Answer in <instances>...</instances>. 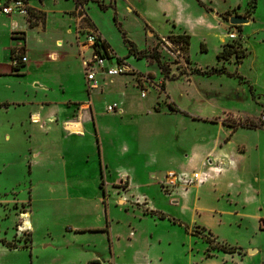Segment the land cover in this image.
I'll use <instances>...</instances> for the list:
<instances>
[{
  "label": "rangeland",
  "instance_id": "obj_1",
  "mask_svg": "<svg viewBox=\"0 0 264 264\" xmlns=\"http://www.w3.org/2000/svg\"><path fill=\"white\" fill-rule=\"evenodd\" d=\"M59 1L44 0L43 5L46 9H64L72 2ZM175 1L87 0L82 4L84 15L113 55L104 59V65H116V57L125 65L124 73L109 76L104 81L99 78L105 73L96 72L103 88L91 90L93 108L100 113L97 121H104L108 115L119 111L117 101L120 100L133 108V116L142 118L139 126L142 149L146 148L151 136H154L151 140L156 142L160 153L172 150L180 160H185L182 150L188 151L189 145L198 142L203 147L210 146L215 137L222 141L229 139L225 145L227 149L238 146L236 174L245 181L254 179L252 198L244 202L246 215L234 217L223 213L219 224L214 225L209 211L201 210L202 207H218L225 211L233 208L228 204L232 205L233 201L220 197L219 189L213 191L212 186L201 188L198 213L205 223L212 224L210 232L215 240L236 247L239 252L226 256L221 252L207 258L204 255L206 244L200 237H192V250L189 251L184 249L186 243L181 246L178 241L183 226L159 222L157 231L170 239L169 248H165L166 252L163 251L160 257L163 264H188L190 261L191 264H264V227L261 226L264 219V0H178L181 6L174 4ZM84 15L76 12L73 54L65 41L68 36L63 32L57 12H47L45 30L34 27L36 23L43 24L44 18L31 13L26 19L28 25H32L26 30V44L28 52L32 51L29 60L34 68L22 75L1 74L0 99L27 101L44 98L46 93L51 100L65 96L74 98L80 94L86 98L77 46H84L85 35L94 29ZM230 15H240L248 21L231 25L228 23ZM10 17L0 13L1 72L7 67L8 47L14 40L8 32ZM23 21L25 19L20 17L19 25ZM229 31L235 33L234 39H228ZM179 32L189 35L187 49L165 36ZM16 33L19 35L14 37L20 45L18 49L14 46L11 53L16 49L22 53L24 33ZM57 37L62 40L59 47L54 44ZM124 39L137 51L152 52L158 60L136 58L128 53ZM223 47L243 56L236 58L231 54L217 58V52ZM50 50L68 52H59L60 56L50 61ZM84 55L90 59L91 49L88 48ZM42 84L52 90L43 91L39 88ZM61 89H64L62 94ZM140 90H144L145 95L141 96ZM106 105L115 108L105 115ZM148 105L151 109L146 111ZM169 106L178 110L175 112ZM23 111L22 108H11L5 112L0 108V239L16 245V248H8L0 243V264H80L84 257L100 250L104 256L109 255L107 237L75 231L78 225L103 224L106 200L112 210L118 209L112 200H120V196L129 193L121 187L115 192L113 187L104 185L110 175L103 167L102 159L99 160L91 121L85 126L84 135L75 139H63L58 127L54 126L51 132L44 133L37 124L35 135L28 139L27 133L23 132L27 125ZM239 121H253L259 126H231ZM6 130L14 138L3 139ZM106 134L101 129L100 135L98 133L102 145L108 142ZM64 145L70 149L72 157H62L60 146L64 148ZM29 148L31 153L27 154ZM21 150L24 155L20 154ZM105 152L111 166L136 165L133 158L121 163L112 157L113 154L109 155V150ZM205 162L211 161L206 159ZM177 165L168 166L160 160L156 167L160 172L181 170ZM146 166L149 167V163ZM192 170L196 169H187ZM143 192L153 200L155 204L151 203L155 207L176 210L168 205L172 196H163L159 186L152 184ZM12 196L14 201L5 200ZM193 199L194 190H191L190 207ZM124 207L132 209L133 206ZM20 210L28 212L25 217L19 216ZM24 218L30 223L27 231L18 227ZM165 238H161V247L165 246ZM24 244L28 246L21 247ZM120 259L117 255L116 264H120Z\"/></svg>",
  "mask_w": 264,
  "mask_h": 264
},
{
  "label": "crops",
  "instance_id": "obj_2",
  "mask_svg": "<svg viewBox=\"0 0 264 264\" xmlns=\"http://www.w3.org/2000/svg\"><path fill=\"white\" fill-rule=\"evenodd\" d=\"M6 1L8 0H1L0 5H2ZM54 1L57 2L59 0H53V2ZM135 1L138 2L139 0ZM43 2L44 0H28L29 8H32L31 13H33V16H40V18H44L43 24L36 23L34 27H39L41 30H45L48 22L47 12H57L59 18L62 20L63 32L68 36V39L66 38L65 41L67 45L72 48L71 50L74 54V24L77 25L76 23L78 21V19L76 18L77 10L75 9L74 0H72L71 5L68 6V8L64 9H46L43 5ZM177 2L175 1L173 3L180 6L182 5L180 1L177 0ZM53 5H57V3ZM0 13L2 12L0 11ZM82 14L84 15V12H82ZM2 15L6 16L7 14L2 13ZM7 16H11L9 20L8 32L10 38L14 40L12 43L10 42L8 47L9 60L7 61V67L3 72L0 71V75H16L12 70V66L14 65V61H19V57L21 56H25L26 60L21 62L19 61L17 75L29 73L31 69L34 68V66L33 63H30L29 60V53H31L32 51L28 52L26 44V30L27 27H30L26 22L27 18L25 16H21L18 13H11ZM20 17L25 19V21H23V24L21 25H19L18 22ZM172 21L174 22L175 20L173 19ZM92 28L94 30H92L91 32H94L95 34H98L101 38H103L94 26ZM16 32L24 33L22 53L17 50L20 44H17L18 38L14 37L15 35H19V33ZM158 37L162 38V35ZM57 42H59V46H61V38H55V46H57ZM14 46H16L17 49L13 51V53H11V50ZM88 48L89 47L87 43L84 46H77L78 56L81 57V61L88 59V57L84 55L85 51H87ZM59 52H61V54H64L68 51L50 50L48 53V59L50 61L55 60L58 56H60ZM12 58L14 60H12ZM108 77V75H103L99 79L104 81L105 79H108ZM84 84L87 91L86 98L83 97L82 94H80L79 96L74 95V98L65 96L51 100V98L48 97L46 93L44 94V98H37L32 100L29 99L27 101L0 99V103H5V105L0 106L1 109L5 110V112L6 110H9L11 108H22L24 110L23 118L24 120H26L27 125L25 126L23 132L27 133L26 136L28 137V139H30L32 135H35L36 124L37 127L40 128L44 133L51 132L54 127H58L63 139L73 137L75 139V137L84 135L85 126L88 124V122L91 121L94 130V136L96 138V147L99 153V160L102 159L104 163L103 167L105 168V170H108L107 174L110 175L104 185L113 187L115 192L119 187L123 188L125 192L129 191L128 194L124 193L122 196H120V200H112L113 205L118 206V209L117 207H115V209L112 210L109 207V205L111 206V204L108 200H106L107 208L106 210H103L106 211L103 216V224H84L76 226V233L100 234L104 237H107L109 241V255L104 256L103 251L100 250L98 252H95V254L91 256L84 257L83 260H81L80 264H86L89 261H96L98 264H116L117 255L121 258L120 264H163V259L160 257V254L163 253V251L166 252L165 248H169L168 246L170 245V239L167 237V235L161 234L157 231V225L159 224V222H167L168 225L171 224V226H183L182 223H186L188 225V229H183L184 231H181L179 233L178 241L180 242L181 246H184V244L186 243V247L184 249H187L189 251L192 250L191 241L192 237H194L195 235L191 234L190 230L194 227L202 226L206 230L210 231V229L213 227L212 224L205 223L201 218V213H198V211L200 210L198 208L199 193L201 188H206L205 186H212L213 191L216 188L219 189L220 197L223 196L226 197L227 200L233 201L232 205L230 204V202H228L229 206L233 207L232 209H230L231 211H223L218 207H202L201 210L204 209L209 211V217L211 218V221L214 225L219 224L221 219L220 217L223 213L231 214L234 217H243L244 215H246V213H244L243 211L245 207L244 202L252 198L253 187L251 183L253 178L251 177L249 180L245 181L236 174V171H238V165L235 164V162L237 161V156L240 155L237 150L238 146L227 149L225 145L230 140L227 139L225 141H222V138L218 137H215L213 138V140H211L210 146L206 145L205 147H203L201 144H198V142H195L193 144L190 143L191 145L188 146V151L182 150V156L185 160H180L175 156V154H173L172 150L167 149L166 154L160 153L156 142L151 140L154 138V136H151V139L147 140L148 143L146 144V148L142 149V136H139V126L142 118L138 119L133 116L135 114L133 108H131L129 105H125L120 100H116L120 110L113 115H108V119L104 121L100 119H98L97 121V117L100 113L93 108L91 90H103V88L101 87V83L99 81V86L97 88L88 89L85 77ZM39 88L43 91L52 90V88L44 86L43 84ZM141 91L144 90H140V93ZM62 92L64 93V89H61V94ZM149 109H151V107L148 105L146 111ZM174 109L173 111H175ZM176 109L178 108L176 107ZM124 110L127 112H124ZM107 112L108 111H106L105 115L108 114ZM100 129L103 131V133H107L106 135H108V142L111 141L110 143L107 142L105 145L101 144L98 136V133L100 135ZM2 137L6 141L14 138L13 135L7 130L3 132ZM64 146V148L60 146V153L62 157H68V155L72 157L70 149L68 150L66 148V145ZM106 149L109 150V155L113 154L112 157L118 158L121 163L125 160L133 158L131 160H135L133 162H135L136 165H130L129 167L122 166V164L111 166L109 164L110 162L106 160V157L108 156L105 152ZM30 150L31 148L27 150V154L31 153ZM20 154L24 155V151L21 150ZM206 159L210 160L211 162L206 163ZM113 160L116 161L115 158H113ZM160 160L162 163L164 161V163L168 164V166L177 163V166L180 167L181 170H184L186 172H189L187 171V169L194 168L196 170L192 171H197L202 174L205 173L203 174V180L200 184L191 185L186 189H182L180 187L174 188L170 193H165L161 190L163 192V196H172L168 200V205L176 208V210L174 209V212L164 210L163 207H155V205L152 204L154 203L153 200H149V198H147V196L143 192L144 189L148 188L152 184L153 186H159V181L167 171L165 170L163 172H160L156 167L158 161ZM216 162L220 163L218 165L220 166L219 171L214 170L213 166L216 164ZM148 163L149 167L146 166L148 165ZM101 164L102 163L100 162V165ZM101 168L102 167H100V170ZM64 170H66V168H64ZM156 175L157 177H155ZM143 177L145 178V180H142ZM230 178L234 180L232 181L230 180ZM191 190H194V199L190 207L189 199L191 196ZM5 200L14 201L15 198L12 196L9 199L6 198ZM115 202H117L118 204H115ZM128 204L133 206L132 209L124 207ZM175 211L177 212L175 213ZM18 213L19 216L22 215L23 217H25L28 212L20 210L18 211ZM158 214L164 215V218H159ZM172 219H174L176 222H173ZM19 223H21L19 224L20 229L27 231V228L30 225L28 220L24 218L19 221ZM71 229L72 227H70L69 230L71 231ZM163 237H166V243L164 247H161V238ZM71 241H74V238H72ZM114 243H116L117 246ZM160 248H162V250H160ZM221 252L222 251H215L214 255L207 258H213V256H215L217 253ZM222 254L226 256L227 254L231 253L222 252ZM66 264L74 263L68 262ZM188 264H191V261L188 262ZM207 264L213 263L211 262Z\"/></svg>",
  "mask_w": 264,
  "mask_h": 264
},
{
  "label": "built area",
  "instance_id": "obj_3",
  "mask_svg": "<svg viewBox=\"0 0 264 264\" xmlns=\"http://www.w3.org/2000/svg\"><path fill=\"white\" fill-rule=\"evenodd\" d=\"M0 11L7 15L11 13H18L26 18L30 15L28 0H8L0 5ZM227 36L228 39H234L235 33L233 31H229L227 32ZM96 37L97 34L91 31L85 35L86 43L91 49V58L82 61L84 77L88 89L97 88L99 86V81L95 76L97 71H101L108 76L117 75L125 71V66L122 62H116V65L114 66L104 65V59H110L113 55L107 57L101 56L99 53L95 52L93 45L96 41ZM25 60V56L19 57L20 62ZM140 95L143 96L144 91H141ZM114 108V105H106V111L108 112L112 111ZM219 164L220 163H217L214 167L215 171L220 170V166H218ZM202 180L203 174L197 171L186 172L184 170H167L162 179L159 181V187L163 192L170 193L174 188L180 187L182 189H186L191 185L202 183ZM261 226L264 227V219L261 220Z\"/></svg>",
  "mask_w": 264,
  "mask_h": 264
},
{
  "label": "trees",
  "instance_id": "obj_4",
  "mask_svg": "<svg viewBox=\"0 0 264 264\" xmlns=\"http://www.w3.org/2000/svg\"><path fill=\"white\" fill-rule=\"evenodd\" d=\"M87 0H74L75 3V9L77 10V13H82L83 9L82 8V4L86 3ZM199 3L201 4V2L199 1ZM252 7H254V5H252ZM31 10L32 8H30V14H31ZM84 17L86 18V20L88 21V24L93 27V24L91 23V21L86 17V15H84ZM29 26H32L31 23H29ZM167 38L175 44H179L181 45V47H183L184 49L188 48V44H189V35L186 33H178V34H170V35H166ZM124 41L127 44V51L128 53L133 54L136 58H140V57H146V58H151V59H155L158 60L156 55H153L152 52H145V51H137L134 48V45L124 39ZM233 43V42H232ZM93 48H95V52L99 53L101 56H107L110 57L112 54L110 53V48L108 46V44L106 43V41L101 38L98 34L96 37V41L93 45ZM231 54H234V56L236 58H240L241 56H243V54L241 55L240 52L234 51L232 49H225L224 47L217 52L216 57H228ZM12 60H14L12 58ZM116 62L117 63H121V59L116 57ZM18 65H19V61L15 60L14 65L12 66V70L14 71V74H18L17 73V69H18ZM5 105V103H0V106ZM169 108L171 110L174 109V107H170ZM175 111H177L178 109H174ZM224 123V121H223ZM233 128H236L237 126H240L242 128H254L259 126L258 124H256L253 121H244V122H236L234 124L231 125ZM99 188H101V182L99 183ZM154 214V213H153ZM159 218H164V215L162 214H158ZM171 220V219H170ZM173 222H176L174 219H172ZM183 228L185 230L188 229V225L186 223H182ZM205 232V233H204ZM190 233L196 236H199L206 244L205 250H204V255L206 257L212 256L214 255L215 251H222V252H228V253H233L235 251L239 252L238 249H236V247L233 246H229L223 243L218 242L217 240H215V236H213L211 234V232L209 230H206L204 227L200 226V227H194V229L190 230ZM27 237L29 238V234H27ZM30 242V240H29ZM0 243L8 248H16V245L14 243H10L9 241H5L4 239H0ZM28 245L24 244L21 247H27ZM86 264H98L96 261H89Z\"/></svg>",
  "mask_w": 264,
  "mask_h": 264
},
{
  "label": "water",
  "instance_id": "obj_5",
  "mask_svg": "<svg viewBox=\"0 0 264 264\" xmlns=\"http://www.w3.org/2000/svg\"><path fill=\"white\" fill-rule=\"evenodd\" d=\"M248 18L240 16V15H230L228 18V23L231 25H238L243 22H247Z\"/></svg>",
  "mask_w": 264,
  "mask_h": 264
},
{
  "label": "bare ground",
  "instance_id": "obj_6",
  "mask_svg": "<svg viewBox=\"0 0 264 264\" xmlns=\"http://www.w3.org/2000/svg\"><path fill=\"white\" fill-rule=\"evenodd\" d=\"M60 45V43L59 42H57V46H59Z\"/></svg>",
  "mask_w": 264,
  "mask_h": 264
}]
</instances>
